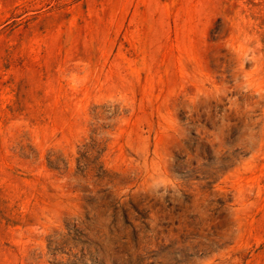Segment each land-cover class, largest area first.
Here are the masks:
<instances>
[{
    "label": "rangeland",
    "instance_id": "rangeland-1",
    "mask_svg": "<svg viewBox=\"0 0 264 264\" xmlns=\"http://www.w3.org/2000/svg\"><path fill=\"white\" fill-rule=\"evenodd\" d=\"M0 264H264V0H0Z\"/></svg>",
    "mask_w": 264,
    "mask_h": 264
}]
</instances>
